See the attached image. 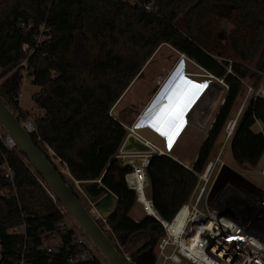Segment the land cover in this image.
I'll return each instance as SVG.
<instances>
[{"label":"trees","instance_id":"1","mask_svg":"<svg viewBox=\"0 0 264 264\" xmlns=\"http://www.w3.org/2000/svg\"><path fill=\"white\" fill-rule=\"evenodd\" d=\"M146 1L0 0V77L12 72L0 84V95L23 123L28 120L18 98L20 64L27 59L32 83L41 88L32 98L44 110L34 120V139L51 148L74 179H101L118 196L116 213L107 219L113 233L122 246L136 235L145 238L130 264H155L164 228L151 215L140 221L129 216L137 196L125 177L133 167L116 158L127 130L110 115L111 109L161 44H170L223 78L229 86L225 102L193 165L195 172H202L231 119L249 64L264 71V0H153V11L142 7ZM223 8L236 14L241 27L229 35L223 32L226 47L205 29ZM43 25L47 30H40ZM41 33L46 38L37 44ZM257 121L264 126V97L249 103L231 141V155L239 165L255 167L264 154V130L253 129ZM5 163L14 170L16 192L1 168ZM194 171L170 156L151 158L150 196L162 218L172 220L187 202L197 182ZM41 181L18 145L9 149L0 137V264H16L25 246L30 264H68L70 254L88 248L74 244L76 231L66 226L62 210ZM62 226L60 251L50 254L40 248L41 234ZM14 227L24 232L10 233ZM103 259L92 253L80 264H108Z\"/></svg>","mask_w":264,"mask_h":264},{"label":"built area","instance_id":"2","mask_svg":"<svg viewBox=\"0 0 264 264\" xmlns=\"http://www.w3.org/2000/svg\"><path fill=\"white\" fill-rule=\"evenodd\" d=\"M127 1H129L132 5L140 4V0ZM153 4V0H148L142 5V7L147 11H153ZM40 30L43 31L47 29H45L43 25ZM45 38L46 37L42 33L38 35L36 37L37 44ZM25 49L30 50L28 46L25 47ZM180 54L181 61L186 62L185 71L187 70V73L192 80L199 84L204 82L212 83V85H214L213 88L215 89L219 84L222 85L225 90V96L221 101V108L225 102V97L229 89V86L225 83L224 79L218 78L208 71L206 76L189 72V64L196 62L186 54ZM20 66H23V69L21 70L22 80L31 78L29 76L28 60H23ZM228 72H231L230 68L228 69ZM262 75H264V71H262ZM244 84L246 85L245 82ZM246 87L248 89L246 98V100L248 99V105L253 99L257 97H264V87L251 85H247ZM210 97H212V94L207 96L206 102H209ZM217 98H219V95ZM244 106L245 104L241 106L237 116L230 119L225 126L227 142L234 137L237 125L239 124V117L244 109ZM204 108L205 104L201 105L198 111H204ZM113 112L114 107L111 109L110 115L115 120L119 121L127 130V137L120 149V151L126 152L123 156L127 158H129V156H135L141 157L140 159H142V164L135 166V169L126 174L125 177L129 187L136 192L137 201L139 202V192L132 187L129 176L133 175L139 166L143 172L142 176L145 179L148 188L150 185V179L147 173V167L151 158L161 155L175 158L172 153L176 146L168 147L166 145V139L152 131L150 127L135 124L137 119L140 118L141 112L130 124L122 122L116 117V115H114ZM216 115L213 117V121H215ZM193 120L194 117L193 119L189 118V124H191ZM26 121L30 124L31 130L34 131V122L30 119ZM198 122L200 125L205 127L208 126L209 119L207 124L200 122L199 120ZM140 130H150L155 135L159 136L164 142V147L145 138L139 132ZM131 136L145 143L147 145V149H125V143ZM0 137L4 145L9 149H13L17 145L10 134L4 137L0 132ZM224 157V155L222 156V154H220L217 159L210 160L203 172H195L192 166L183 164L186 168L196 173L197 182L187 202L181 206L172 220H166L160 215L157 217L164 228V235L159 239L156 247L158 250L155 262L156 264H264V184L261 185L255 181L261 189L259 193L247 192L245 190H239L233 185H226L213 197L212 200H210L211 190L222 166L224 164H230L225 161ZM116 158L119 159V154ZM230 165L235 167L233 164ZM1 168L4 170L5 178L13 184V189L16 192L17 188L14 185V170L7 163L3 164ZM260 175L264 179V169L261 171ZM98 180L101 181V179ZM148 198L153 204V200L149 196ZM185 207L188 209L185 221L181 225L173 226L177 216ZM97 215L104 221H107V219L99 212ZM72 229L76 231V235L73 237L74 244L86 245L88 247L85 240L78 235L77 230L75 228ZM63 231L64 227L62 226L58 230L42 233L40 236L42 242L40 248L46 250V252L50 254L59 252L63 246L60 233ZM22 232L24 231L20 230V227L10 229V233L12 234H19ZM27 253L28 248L25 246L20 253L16 264H30L27 261ZM91 258L92 251L88 247L78 253L70 254L67 262L68 264H80L81 262L90 260ZM127 260L130 261V258L127 257Z\"/></svg>","mask_w":264,"mask_h":264},{"label":"rangeland","instance_id":"3","mask_svg":"<svg viewBox=\"0 0 264 264\" xmlns=\"http://www.w3.org/2000/svg\"><path fill=\"white\" fill-rule=\"evenodd\" d=\"M235 20H236V14L233 13V11L230 8L220 9L219 16L213 21H211L210 23H208V25L206 26L205 28L206 32L208 35H210L211 37L213 36L216 40H218L222 47H226L227 40L226 38L223 37L222 35L223 32L226 35H229L230 33L239 30V28L241 29V27L239 26L238 23L235 22ZM226 52H228V50H226ZM180 56H181L180 52L177 51L170 44H167V43L161 44L156 49V51L152 54V56L149 58L148 60L149 62H147L142 68L143 72L141 76L135 79L133 84L130 85V87L124 92V94L119 99L118 103L115 105V109L113 112L114 115H116L117 118H119L122 122L126 124H130L132 121H134L136 116L148 104V101L151 100L153 94L159 88L163 80L167 77L170 71L177 64V62L180 59ZM249 68H250L249 76L244 80L246 85L244 84L241 92L239 93L237 97L235 105L232 109L231 119L237 116L241 106L245 104L244 109L239 117L241 118L244 111L246 110L248 106V99L246 100L247 92H248V89L246 87L247 85L264 87V75H262V70L258 69L255 64H249ZM188 71L191 73L200 74L203 76L207 75V71L203 69L197 63H190L188 66ZM11 73L12 72L0 77V84ZM40 89H41L40 86L32 83L31 78L27 80L23 79L21 90H20V96H19L21 107L24 108L25 110L36 112L38 107L32 97L36 92L40 91ZM213 90H210L208 93L212 94V97L216 96L217 102L215 101L216 103L214 105V108L211 111V113H209V116L211 119L208 116V119H209L208 126L203 127L202 125H200L198 122V118L194 116V120L191 122L190 126L187 128L183 136L180 138L179 142L177 143L172 153V155L176 158L174 159L177 160L178 162L180 161L179 163H181L182 165L186 164V165L193 167L195 160L197 158L198 152L207 134L210 132L213 126V123H214L213 117H215V115L217 114V111L220 108L221 101L225 96V90L223 89L222 85L219 84L218 86H216V89L214 88ZM209 94H207V96ZM218 95H219V98H217ZM207 123L208 122H206L205 124ZM0 132L4 137L6 136V132L3 130L1 123H0ZM139 132L145 138L151 140L153 143L164 147L163 140L159 136L151 132L150 130H140ZM226 136L227 134H226L225 127H224L211 152L209 161L217 159V157L220 154H222V156L223 155L225 156L224 159L226 162L233 164L235 167H237V169L241 170L244 174L248 171H252L255 169L258 170L259 167L264 165V155L261 159L259 167L257 166L254 167L249 164H245V165L237 164L233 160L232 155H231V149H230L231 144L230 143H231L232 138L229 140V142H227ZM43 147L46 150V152H48L49 155L54 159V161L58 165V168H60L61 170H64L65 165L61 163L60 160L54 157L52 152L49 150L48 146H43ZM125 154L126 152L124 151L119 152V161L121 162L122 165H131L133 169H135V166L142 164V159H140L141 157L140 158L139 157L127 158L123 156ZM245 175L261 185L264 184V179L260 174H255V173L248 174L247 173ZM64 177L67 180V182L70 185H72L74 190L77 191L80 199L86 205V207L93 213V210H95L94 205L85 196V194L79 190L78 186L76 185L72 177L71 176L69 177L66 174H64ZM146 193L151 198L150 185L147 188V184H146ZM56 203L64 214V219H65L67 226L75 228L78 232V235L85 240L86 244L91 249L92 253L104 261L100 250L95 246V244H92L91 240L80 230L79 224L75 221V219L71 216V214H69L65 210L64 206L60 202L56 201ZM142 206L143 205L141 201L140 200L139 202L137 201L135 205L133 206V208L131 209V211L129 212V216L133 218L134 220L135 219H138V221L142 220L147 215L145 209H143L144 207ZM94 215L97 217V220L101 224V226L105 228L106 232L111 237L113 242L122 250L123 255L126 258L127 257L130 258V261L129 260L128 261L135 263L132 260V255L138 249H140L142 245L144 244L145 242L144 236L136 235L132 238V241L130 242L128 246H122L119 238H117L116 235L113 233V230L111 229L107 221H104L97 214H94ZM20 230H23V228L20 227ZM155 254L156 256L158 255L157 249L155 250Z\"/></svg>","mask_w":264,"mask_h":264},{"label":"water","instance_id":"4","mask_svg":"<svg viewBox=\"0 0 264 264\" xmlns=\"http://www.w3.org/2000/svg\"><path fill=\"white\" fill-rule=\"evenodd\" d=\"M179 65L169 75L162 87L160 88L159 86L160 89L155 91V97L146 110L147 112L151 111V116H153L154 119H159L165 124L171 123L174 107L190 94L189 85L190 83L195 82L186 75L185 67L182 68ZM142 72L143 69L139 72L135 79L140 77ZM199 96L200 94L195 95L187 101L186 112L193 106ZM185 118L186 120L188 119L187 116H185ZM0 123L12 136L15 143L28 158L34 171L40 174L42 179L41 183L46 188L49 195L55 200V202H60L64 206L65 210L71 214V216L79 224L80 228L100 250L108 264H130L127 258L119 251L111 237L106 232L105 228H103L98 222L97 217L86 207L79 195L64 178L63 171L58 168L54 159L34 139L28 121L23 123L6 104L1 95ZM181 128L182 126L178 129V132ZM208 134L205 140L207 139ZM124 147L128 150L147 149V145L145 143L137 140L133 136L128 138ZM49 150L55 156L54 151L51 148H49ZM56 159L61 160L59 158ZM70 176L78 186L79 190L85 194V196L94 205L95 209L104 218L108 219L116 213L119 198L102 183V180L80 181L74 179L71 174ZM226 185H233L237 189L245 190L247 192L259 193L261 190L254 180L246 176L241 170L237 169V167H233L230 164H224L211 190L210 200H212L213 197ZM156 212L159 215L157 210ZM153 217L157 219V216Z\"/></svg>","mask_w":264,"mask_h":264},{"label":"bare ground","instance_id":"5","mask_svg":"<svg viewBox=\"0 0 264 264\" xmlns=\"http://www.w3.org/2000/svg\"><path fill=\"white\" fill-rule=\"evenodd\" d=\"M177 62V64L174 66V68L170 71V73L167 75V77L163 80V82L160 84V88L166 81V79L169 77V75L174 71V69L179 65L180 67L184 68L185 67V62L181 61ZM186 75L187 70H186ZM190 94L181 100L179 104H177L174 107V113H172V121L171 123L165 124L159 119H154L153 116H151V111H146L147 108L149 107L150 103L152 102L153 98L155 97L152 96L151 100L148 101V104L142 109L141 111V116L140 118L137 119L135 124L138 125H145L151 128L152 131L157 133L159 136L164 137L166 139V145L168 147H174L177 145L179 142L181 136L185 133L187 128L189 127V118H192L196 116L200 122L206 123L208 120L209 113L214 108L215 101H216V96H213L212 98H209V102H206L207 99V94L210 90H213L214 85L209 82H204L202 84H198L195 82L190 83ZM158 88V89H160ZM219 90V89H217ZM159 91V90H158ZM200 94L199 98L195 101L193 106L186 112V107H187V101L193 96ZM190 97V98H188ZM207 103V104H206ZM205 104L204 111H198L200 109L201 105ZM198 115V116H197ZM185 116L188 117V122L185 118ZM181 128V130L178 132V129ZM178 132V134H177ZM130 157H135V156H129ZM140 158V157H139ZM138 169L135 171L133 175L129 176V180L131 182V185L134 189L138 190L139 192V200L141 201L145 211L147 214L152 215V216H159L156 212V209L154 208L153 204L150 202L147 193H146V182L145 179L142 176V170L137 167ZM60 169V168H59ZM61 170V169H60ZM63 171V174H66L70 177V173L68 168L65 167ZM95 209V208H94ZM188 209L185 207L182 212L177 216L176 220L174 221V225H181L185 221V217L187 215ZM94 214H98V211L95 209L93 210Z\"/></svg>","mask_w":264,"mask_h":264},{"label":"crops","instance_id":"6","mask_svg":"<svg viewBox=\"0 0 264 264\" xmlns=\"http://www.w3.org/2000/svg\"><path fill=\"white\" fill-rule=\"evenodd\" d=\"M19 102H20V100H19ZM38 107V106H37ZM20 108L22 109V110H24V111H26V112H28L29 113V118L28 119H32L33 120V122H34V120H35V118L36 117H39V116H42V115H44V110H42L41 108H37V110H36V112H34V111H29V110H25L24 108H22L21 107V105H20ZM31 114H33V115H31ZM253 129L256 131V132H262L263 130H264V126H263V124H262V122L261 121H257L256 123H255V125L253 126ZM183 136V135H182ZM181 136V137H182ZM264 155V154H263ZM263 157V156H262ZM262 157H261V159H262ZM261 159H260V161H259V163H258V165H257V167H259V165H260V162H261ZM66 166V165H65ZM67 167V166H66ZM264 169V165H262L261 167H259V169L258 170H252V171H248V172H246L245 174H260V172H261V170H263ZM136 221H138V219H135Z\"/></svg>","mask_w":264,"mask_h":264},{"label":"clouds","instance_id":"7","mask_svg":"<svg viewBox=\"0 0 264 264\" xmlns=\"http://www.w3.org/2000/svg\"><path fill=\"white\" fill-rule=\"evenodd\" d=\"M181 62V61H180ZM185 65H186V62H185Z\"/></svg>","mask_w":264,"mask_h":264}]
</instances>
